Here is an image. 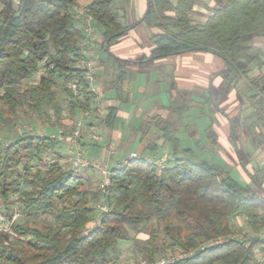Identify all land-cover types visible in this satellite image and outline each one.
<instances>
[{
    "label": "trees",
    "instance_id": "trees-1",
    "mask_svg": "<svg viewBox=\"0 0 264 264\" xmlns=\"http://www.w3.org/2000/svg\"><path fill=\"white\" fill-rule=\"evenodd\" d=\"M13 1L0 0V103L5 108L0 111V128L17 118L21 109L41 116L51 108L53 118L62 123L59 84L69 95L71 115L91 108L97 94L80 67L85 33L73 11L81 0ZM195 6L209 10L203 21L195 19V13L203 15ZM86 7L103 36L99 48L104 51L109 39V53L130 28L123 21L119 0H89ZM141 22L157 30L152 53L142 60L206 52L223 59L227 72L246 78L256 93L241 104V112L251 104L256 105V113L243 116L240 112L231 122L236 134L248 121L245 128L251 131L253 149H263L264 134L256 128L264 127V65L252 64L263 54L255 40L264 38V0H217L214 7L202 0H148ZM75 79L76 94L65 87ZM197 97L205 99L210 112L225 115L217 106L222 94ZM199 104L190 98L169 107L168 119L157 114L146 121L145 135L153 129L159 133L146 149L155 151L159 140L170 145L166 167L143 157L129 159L111 169L110 184L103 191L88 187L83 176L62 163L61 141L56 137L19 133L0 145V198L5 214L11 219L18 207L23 218L17 216L10 231L0 229V264H120L124 243L149 261L167 250H180L191 254L171 264H258L257 251H264V163L257 162L250 171L253 149L241 146L238 165L247 182L232 175L231 168L237 164L195 161L193 146H184L179 132L184 128L191 139L198 135L195 125L185 124V116ZM95 113L100 116L101 110ZM115 118V108L109 107L101 121L112 126ZM215 123L204 130L202 145L196 141L199 149L220 150ZM45 157L54 160L47 168ZM98 200L108 211L95 209ZM240 220L245 223L240 227L253 236L239 237ZM218 238L224 242L207 245Z\"/></svg>",
    "mask_w": 264,
    "mask_h": 264
},
{
    "label": "crops",
    "instance_id": "crops-1",
    "mask_svg": "<svg viewBox=\"0 0 264 264\" xmlns=\"http://www.w3.org/2000/svg\"><path fill=\"white\" fill-rule=\"evenodd\" d=\"M206 4L209 5V7H214L216 6V1L217 0H210V2H206ZM222 1V0H220ZM80 4L86 5L85 0L79 1ZM131 6V17L133 21L137 22L136 27L133 29L129 28L128 35L129 37L127 39H123L125 37V34L122 38H120L117 42V44H112L114 46L110 47L109 53L112 55V58L115 60L121 59L123 64L118 61L122 66H125L126 64L131 66H126L121 69L118 73V76L115 77L112 81H106L104 83H100V80L96 79V91H97V98L96 101L100 103V108L101 113L100 116L95 115V117L91 118V120L88 123V129L91 130L92 128H96L100 130L101 127H105V131L102 134L103 139L100 142H92L88 138H85L81 141L82 148L85 151V154L87 157L91 159H96V160H101L104 161V163L107 165L109 169H114V167H118L126 163L130 159V155L124 156L123 154L118 155L119 153L116 152L115 154H108L106 153V150L104 147H106L110 143H117V144H123V146L127 147L131 144L132 141H139L140 146L142 147L144 151H146V146L150 141H154L157 136H159V133L156 132V130L153 129V131L149 132V134L145 135L144 134V125L143 121H140V117H142L143 114V109L147 106H149V101L148 98L146 97L147 94L153 93V97L156 96L155 91L156 87L160 89V85L154 84L151 82V74L150 71L147 69H140L138 64L143 65V63L148 62L144 61L141 59V57L144 56H149L152 53V50L154 48L152 41V34L156 33L157 30L151 28V32L148 31L147 29H143V24L144 22H140V20L144 17L145 13L148 10V0H129ZM196 11L202 12L203 15L200 14H194L195 19L200 21L206 17V14H209V10L204 9L203 7H198L195 6L193 7ZM205 14V15H204ZM127 25V24H126ZM150 34L152 35L151 37ZM99 43L103 42V36L99 34ZM144 39V40H142ZM137 41L142 45V44H147V52H143L141 50V47L139 43L137 44ZM99 48L98 45L93 47L92 54H94V49ZM100 49V48H99ZM138 52L141 53V56L137 55ZM139 59V60H137ZM162 58H160L161 60ZM166 62L172 63L173 60L176 61V65L178 66V63L181 64L178 67V72L177 75L180 74L184 76L186 79V83H181V86L186 87L191 89L194 87L196 84H200V82H195L194 79H196L197 75H200V73H203L204 76V82L202 84L208 85L209 88H212V84H219V78L221 77V73L225 72L226 69V62L213 55L210 53L206 52H189L185 54H179V55H170L168 57L163 58ZM159 60V59H155ZM159 62V61H158ZM178 62V63H177ZM183 63V64H182ZM99 67V64H98ZM203 67V68H201ZM147 74L148 76V84L146 85L145 83V75ZM140 76V77H139ZM191 81L189 82V80ZM155 80V79H154ZM122 84L121 86H118L119 84ZM210 84V85H209ZM207 86V87H208ZM207 89V88H206ZM186 90L183 91H174L173 94L170 95V97H178V92H185L187 93ZM166 91V90H165ZM140 92V93H138ZM129 93H133L134 96L139 97L141 101L145 102L141 106L144 107L142 108H137L135 105H131L127 102ZM167 94V91H166ZM199 96V95H198ZM161 101V100H160ZM162 106L159 107H153L149 113L151 115H160L164 119H168L170 117V110L169 107L166 105L164 106L162 101H161ZM147 105V106H145ZM113 107L116 110V118L113 122L112 126H108L101 120L105 118V115L107 114V108ZM220 107L225 110V115L222 113H217L218 119H216L217 122H219V127H214L215 131L218 134V142H219V147L220 150L218 151L221 153L225 158L228 159V157L231 159L230 162L235 165L237 164L235 162V154H231V151H228L225 146L228 145V142L230 145L233 143L231 141H234L235 138H237V143H243L240 137V133L243 132V130H247L245 126L240 125L236 129V134L234 133V137L232 133L234 132L233 130V123L231 122V118L237 116L241 112V102H239L237 95L235 92H229L228 94L223 95V100L220 103ZM100 110V109H99ZM70 113V112H69ZM68 113V114H69ZM70 117L71 121L76 117V115H71ZM153 117V116H151ZM68 120L67 117H64L63 123L64 125L71 126L72 129V122ZM100 121V122H98ZM146 126V125H145ZM144 129V130H143ZM257 131H259L258 128H256ZM59 131L61 129L57 128V125L53 127H49L45 129L46 135L56 137L59 135ZM56 133V135H55ZM251 135V134H250ZM43 136V135H42ZM252 136V135H251ZM233 139V140H232ZM60 148L62 147L61 145L64 144L65 150L64 152L60 151L62 155V163L68 164L69 168H71L70 162H68V157H69V141L67 139L60 140ZM160 146L153 152H150L147 154L145 157H152L154 158L157 153L161 154L163 152H168L169 149H164V144L162 143V140L158 141ZM251 144V139L248 142ZM243 145V144H242ZM141 149L137 150L138 154H141ZM263 150V149H262ZM227 152V155L225 156L224 153L222 152ZM237 152V151H236ZM169 153V152H168ZM142 157V155H140ZM144 156V155H143ZM232 160L235 162L233 163ZM251 161L249 162V167L250 169L253 167L251 164ZM262 163H264V159L261 160ZM256 164V163H255ZM254 164V165H255ZM236 167L240 168L241 167L237 164ZM252 171V169H251ZM79 175L83 176L85 178V182L88 187H90L93 190H100L102 186L100 187V179L101 175L98 171L95 169H82L79 173ZM243 176V173H242ZM244 177V176H243ZM245 178V177H244ZM243 179V178H242ZM246 180V178H245ZM103 181V178H102ZM247 182L249 179L246 180ZM102 190V189H101Z\"/></svg>",
    "mask_w": 264,
    "mask_h": 264
},
{
    "label": "rangeland",
    "instance_id": "rangeland-1",
    "mask_svg": "<svg viewBox=\"0 0 264 264\" xmlns=\"http://www.w3.org/2000/svg\"><path fill=\"white\" fill-rule=\"evenodd\" d=\"M86 1V5L89 3V0H85ZM206 2H210V0H205ZM119 5L122 8V13L124 15V23L127 24L131 29L136 27V21L134 22L132 17H131V8L129 6H131L129 0H119ZM143 29H147V32L151 30V28L149 27V25L147 26L146 24H143ZM151 32V31H150ZM152 34V32H151ZM150 34L149 37H151L152 35ZM129 37L128 32L125 35V37H123V39H127ZM152 38V37H151ZM144 40V39H142ZM120 41V40H119ZM117 41V43L119 42ZM153 43V38L152 41ZM115 43V44H117ZM139 42L137 41V44ZM114 44V45H115ZM255 44L258 46H261V48L263 49V54L260 57L259 61H256L255 63L252 64V67H255L259 62H261V66L264 65V38L261 39H256L255 40ZM112 45V46H114ZM141 50L145 53L147 52V44H140ZM99 46V44H98ZM111 46V47H112ZM139 56H141V53L138 52ZM93 57L95 59L96 62V69H97V74H96V79L98 76V79L100 80V83H104V82H108V81H112L113 79H115V77L118 76V73L121 69H123L125 66L126 68L124 69H128L127 66H131V64L129 65H125L122 66L117 60H115L114 58H112L111 54H108L107 51L104 49L101 50L99 48H95L94 49V54ZM159 61V62H158ZM176 61L177 60H173L172 63H168L166 62L163 58L160 60H151L148 62L143 63V65L138 64L140 69H147L148 71L151 72V74L153 73V75L151 76V82L157 85H160V89L158 87H156V91L155 94L156 96L153 97V93L151 94H147V98L149 101V106L147 107H142L141 105L144 104L145 102L141 101V99H139V97L134 96V94L129 93V97H128V103L131 105H135L138 109L139 108H144L143 109V114L142 117H140L139 119H141L140 121H143V127L145 129V125H146V121L151 117L154 116L153 114L151 115V113H149L151 111V109L153 107H161V101L163 103V105L170 107V108H174L176 107L180 102L183 103L185 102V100L187 99H194L195 102L197 101V103H200L198 106L189 109V111L186 113V120H185V124H193L195 125V127L198 129V135L194 138H190L187 134L186 131H184V128H181L183 130H180L179 132V136L181 138L182 144L184 146H188L191 147L193 146L194 148V152H193V159L195 161H209L212 163H216V164H220V165H225L227 167H230V158L228 157L225 158L221 153H219L218 151H210L209 149H199L197 147V143L196 141H198L200 145H202V143L206 140V134H205V129L212 124V122H216L214 124V127H219V122L216 121V119H218V115L217 112L216 113H212L210 112V109L208 107L207 102L203 103L205 101V99L202 100V98L197 97V95H200L201 97H209L212 95L216 96V94H222V96L224 94H228L229 92H235V94L238 97L239 102H241V104L243 102H247V100L251 97V95H253V93H256V89H251L248 85V82L246 80V78L242 77L240 78V76H238L235 71L232 72H227L229 70V68L226 67V71L221 73V77L219 78V84H212V88L208 89L209 86L202 84V82H204V74L200 73V75H197L199 77H197L195 80V82H200V84H196L194 85V87L191 89L186 87L181 86V83H186V79H182L185 78L184 76L178 74V67L181 65L178 62V66L176 65ZM99 64V67H98ZM183 64V63H182ZM203 68V67H201ZM254 71L253 72H258V68H253ZM260 69V68H259ZM262 69L264 70V66H262ZM140 77V76H139ZM145 83L146 85L148 84V76L147 74L145 75ZM155 79V80H154ZM191 81V79L189 80V82ZM122 84L120 83L118 86H121ZM210 85V84H209ZM208 86V87H207ZM67 87V86H65ZM207 88V89H206ZM167 94H166V91ZM173 90H179V91H183L186 90L187 94H181L178 92V97H170L171 94L174 93ZM57 91V96L59 101L62 103V105L64 106V111H63V116H62V123H58L56 122V119L53 118L54 115V111L53 109L49 108L46 112L45 115H41L38 116L36 113H33L32 111H30L29 109L24 110L21 109L18 117L17 118H10L9 121L7 122V124H5L4 126H2L0 128V145H4L5 143L10 142L15 134H19V133H27V134H33V135H46L45 129L49 128V127H53L55 125H57L58 129H61L63 132H65L67 135L68 133L71 131V126L68 125H64L63 123V119L64 117H67L69 121H71L70 117L71 116V112L69 113V108H68V103H67V99L69 98V95L66 93L64 86H62L61 84H59L56 88ZM140 93V92H138ZM204 94V95H203ZM195 96V97H194ZM161 100V101H160ZM98 101V100H97ZM95 101L94 102V106L95 108H98L100 110H102L100 108V103ZM218 103V101H217ZM246 105V104H244ZM218 107L220 106L219 104L217 105ZM213 105V107L218 110V107ZM221 108V107H219ZM169 110V109H167ZM204 110V114H202V111ZM220 110V109H219ZM0 111H5L4 106L0 103ZM69 113V114H68ZM256 113V105L253 106L250 104L249 108L245 109L243 112H241L240 115L246 116L247 114L250 116L251 114L255 115ZM96 113H94V117H95ZM156 115V114H155ZM93 117V118H94ZM171 117V116H170ZM47 119H51V122H49ZM100 122V121H98ZM249 124V122L247 121L246 124L242 123L241 125L243 126H247ZM105 127H101L100 130H98V133L102 136L103 132L105 131ZM143 129V130H144ZM262 134H264V127H260L258 128ZM251 131L247 130H243L242 133H240V137L241 140L243 141V145L241 143H237V138L234 139L235 145H233V143L230 145V143L228 142V145L225 146V148L228 151H231V154L233 155V153L235 154V162L238 164V151H241V146H243V149L246 148L247 150L250 149L252 150L253 147L250 143H248L251 139ZM56 135V133H55ZM232 142V141H231ZM116 145L117 147V152L119 153L118 155L123 154L124 156L127 157V155H129L131 152H136L138 153L137 150L141 149L142 147L139 144V141H132L131 144L127 147L123 146L122 142L121 144H117V143H113ZM62 147L58 150H60L61 152L65 150V146L64 144L61 145ZM170 148V145L165 144L164 145V149ZM240 149V150H239ZM248 150V151H250ZM141 154L143 158H145V156L147 154H149L150 150L144 151L143 149L140 150ZM237 151V152H236ZM224 153V155H227V152H222ZM144 155V156H143ZM86 156V154H85ZM252 161L251 164L254 165L257 162H261L262 159H264V148L262 150L261 149H253V153H252ZM87 157V156H86ZM89 158V157H88ZM91 159V158H89ZM232 164V163H231ZM67 167L68 164H65ZM248 169L251 171L249 165L247 166ZM231 173L232 175L239 180L246 181L248 178L245 174V172L242 170H240V168L238 167H234L231 168ZM97 171V170H96ZM243 173V176H242ZM102 176L100 179V187L102 186ZM3 200L0 198V229H3L5 231H10L11 225H12V221L14 219L18 218L22 221L23 218L20 216V212L18 207L15 208L14 210V214L12 215V218H7L6 214H5V209H4V204H3ZM96 204V203H95ZM18 213V215H17ZM20 216V217H19ZM17 218V219H18ZM19 220V221H20ZM245 225V223L240 220V222H238V227H237V233L242 235V236H253V233L245 228L240 227V225ZM143 238H144V234H140ZM183 252L180 250H176V251H169L167 250L166 252H164L162 255H160V257H158V259H172L174 257H177L179 255H181ZM120 256V264L125 263L127 260H129L130 258H139L141 256L135 255L133 254V248L131 246V244H127L124 243L121 246V254ZM257 261L258 264H264V251L262 250H258L257 251Z\"/></svg>",
    "mask_w": 264,
    "mask_h": 264
},
{
    "label": "built area",
    "instance_id": "built-area-1",
    "mask_svg": "<svg viewBox=\"0 0 264 264\" xmlns=\"http://www.w3.org/2000/svg\"><path fill=\"white\" fill-rule=\"evenodd\" d=\"M20 0H14L15 4H18ZM73 11L75 14V17L82 21L83 30L85 33L84 39L80 44V48L83 51L85 55V59L81 62L80 67L84 70L85 73V79L87 80L90 89L97 94L96 91V62L92 54L93 47L98 45L99 43V33L95 29L93 24V18L91 15L87 12V7L84 4H77L73 7ZM41 73V71H39ZM38 73V74H39ZM67 88L72 91L73 93H78L79 91V85L77 79L70 80V82L67 84ZM95 106L93 105L91 108L87 110H79L76 114V117L73 119L72 122V129L68 133V135L63 132L62 130L59 131V135L56 136L58 140H64L67 139L69 141V157L68 162L71 164V168L75 173H79L82 169H95L97 170L100 175L103 178L102 183V191L106 186L110 184L111 181V169L107 167V165L104 163V161H99L96 159H89L85 156V151L82 148L81 141L85 138H88L92 142H100L103 137L98 133V130L96 128H92L91 130L88 129V123L91 120V118L94 116L95 113ZM106 150V153L108 154H115L117 152V147L115 144H108L106 147H104ZM141 158V156L134 152L131 153L130 159H138ZM46 163L45 167L47 168L49 163H52L54 160L50 157H45ZM171 159V155L168 152H163L161 154L157 153L154 158L152 157H145L144 160H146L148 163L154 164L159 168L166 167L168 161ZM128 163V161H126ZM124 163V164H126ZM94 205L95 209L100 212H106L108 211V207L106 204H104L103 200H98L95 202ZM98 224V221L96 222ZM239 237H244L242 235H239ZM224 242V238H218L215 241H212L208 243V246L220 244ZM201 249H204V246L201 247ZM191 253H182L181 255L174 257L172 259H156L155 261H149L146 258H130L123 264H171L174 263L176 260L188 257Z\"/></svg>",
    "mask_w": 264,
    "mask_h": 264
},
{
    "label": "water",
    "instance_id": "water-1",
    "mask_svg": "<svg viewBox=\"0 0 264 264\" xmlns=\"http://www.w3.org/2000/svg\"><path fill=\"white\" fill-rule=\"evenodd\" d=\"M108 45H109V39L105 43V50L106 51L108 50ZM227 68H229V66H227ZM232 135H233V138H234V132L232 133ZM263 191H264V189H263Z\"/></svg>",
    "mask_w": 264,
    "mask_h": 264
}]
</instances>
